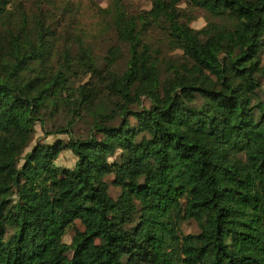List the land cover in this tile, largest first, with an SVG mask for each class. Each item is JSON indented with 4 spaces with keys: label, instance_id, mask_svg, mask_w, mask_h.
Here are the masks:
<instances>
[{
    "label": "trees",
    "instance_id": "1",
    "mask_svg": "<svg viewBox=\"0 0 264 264\" xmlns=\"http://www.w3.org/2000/svg\"><path fill=\"white\" fill-rule=\"evenodd\" d=\"M150 3L101 9L119 68L69 3L0 0V264H264V0ZM37 122L67 142L25 152Z\"/></svg>",
    "mask_w": 264,
    "mask_h": 264
},
{
    "label": "rangeland",
    "instance_id": "2",
    "mask_svg": "<svg viewBox=\"0 0 264 264\" xmlns=\"http://www.w3.org/2000/svg\"><path fill=\"white\" fill-rule=\"evenodd\" d=\"M60 6L65 3H69L73 11L71 14L66 15L65 24L69 25V31L76 33L78 28H81L84 38L88 41H91L94 44L96 52L100 55H104L106 50L113 45H120L123 53L118 62V67H124L126 59L128 58L127 47L125 44H120L116 39L114 32L109 29V25L105 23V19L101 16V9L109 6L111 0H56ZM126 4L127 10L129 12H136L143 9H148L151 6L150 0H123ZM52 2V0H51ZM28 8L35 9L34 4L29 2ZM52 6V3H51ZM182 8L190 12L194 17V20L191 22V26L195 29L203 27L208 21L216 20L212 18L207 12L198 7H190L185 3L180 5ZM50 7V6H49ZM156 37L158 35V30H153L150 32ZM155 39V38H154ZM160 44V47L163 52L169 53L165 43ZM264 58V54H263ZM262 87L264 88V82ZM149 102L142 98L141 105H148ZM62 121L61 118H57L55 123L59 124ZM91 118L88 115H84L82 118L77 119L73 125V132L76 135L75 137H87L91 133ZM131 122L134 120L131 119ZM119 123L118 119H115L112 124L117 125ZM52 124L48 122L47 127L49 128ZM56 139H62L64 142H67L68 136L65 134L58 135H45L41 129V125L37 122L35 124V133L32 141L29 146L25 149V152L28 151L37 141L42 142H53ZM76 156L70 150H63L57 157L55 164L61 167L72 168L75 164ZM22 163V160H20ZM110 181V178H108ZM120 189L118 187L110 184L109 193L111 197L116 198L119 194ZM77 226L81 227L78 222ZM181 230L184 234H194L199 232V227L194 220H188L184 222L181 226ZM73 229H69L63 240L67 243L71 241L73 235Z\"/></svg>",
    "mask_w": 264,
    "mask_h": 264
}]
</instances>
